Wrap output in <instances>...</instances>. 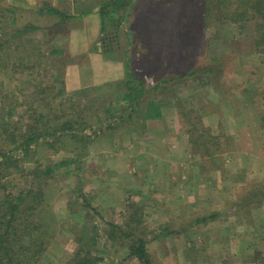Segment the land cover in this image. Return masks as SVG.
<instances>
[{
    "label": "rangeland",
    "instance_id": "obj_1",
    "mask_svg": "<svg viewBox=\"0 0 264 264\" xmlns=\"http://www.w3.org/2000/svg\"><path fill=\"white\" fill-rule=\"evenodd\" d=\"M11 1L0 0V126L17 121L23 129L39 113L51 119L56 109L50 112L49 95L37 91L53 82L66 92L84 89L79 96L88 106L89 127L80 131L87 139L40 138L19 154L17 166L0 168L2 199L25 187L33 169L53 167L36 180L42 219L52 225L38 264H65L78 248L98 256L97 264H139L112 224L140 234L152 264H264V53L254 50L255 20L221 26L209 43L202 0H164L156 7L138 0L133 27L142 38L132 43L124 24L122 30L110 24L105 59L128 57L146 89L162 77L208 65L209 57H220L222 66L220 74L206 76L210 83L175 79L131 108L119 99L127 69L119 80L115 70H66L84 58L66 38L83 23L10 12ZM151 12L168 21L161 30L163 63L161 48L147 44L161 42V32L147 31ZM108 17H101L104 26ZM58 47L65 58L53 61L48 52ZM216 63H210L214 69ZM149 102L159 116L147 113ZM10 144L0 140V148Z\"/></svg>",
    "mask_w": 264,
    "mask_h": 264
},
{
    "label": "trees",
    "instance_id": "obj_2",
    "mask_svg": "<svg viewBox=\"0 0 264 264\" xmlns=\"http://www.w3.org/2000/svg\"><path fill=\"white\" fill-rule=\"evenodd\" d=\"M116 3L117 5H113L111 8L115 13L120 8H124L123 1H117ZM202 4L201 26L208 33L207 42L210 43V40L219 38L218 34L221 26L240 28L246 22L255 20L254 50L258 53H264V0H202ZM101 8L103 10L101 16H109L107 19L111 20L112 23L116 20L114 25L115 27L118 26L119 15L117 13L110 15L108 13L110 8L104 5ZM52 12L59 14L61 19L67 17L55 9ZM53 25L55 26V24ZM31 29H35V26H32ZM48 53L53 61L57 60V56L65 58L66 55L65 50L60 47L52 48ZM208 59L210 60L208 65L189 69L185 73L171 78L162 77L147 89L141 80L135 77L130 66L127 65L128 72L123 82L125 90L121 93L119 99L132 108L138 104L139 98L146 92L158 88L163 89L169 81L175 79L191 78L192 81L198 80L202 83H210L211 80L206 76L216 74L222 65L220 57H209ZM212 62H217L216 69L210 64ZM58 71L64 74L65 68L59 67ZM220 72L221 70L218 71L219 74ZM82 91H62L57 89L54 82L48 85L47 88L37 91L40 95L41 93L49 95L50 102L46 103L47 101H45V103L48 105L50 112L56 109L55 111L59 110L60 113H51V119L47 117L49 114L39 113L31 117V123L24 125L25 128L23 129L20 128V122L17 121L16 123L10 121L7 122V125L0 126V140L12 145L7 149L0 148V168L6 169L17 166L20 159L19 154H27L32 144L37 143L40 138L45 140L49 137L69 135L70 138L76 140L87 139V135L80 132L89 127V119L83 114L88 106L79 96L80 93H83ZM63 97H66V100L61 99ZM76 97L78 100H74ZM67 104L70 108L68 111L64 109ZM147 104L149 106L147 113L152 116H159L158 108L152 103L155 109L151 108L150 102ZM152 109L153 111H151ZM104 112L109 116L108 108ZM72 113L75 117L71 115ZM95 117L100 120L96 113ZM50 120L53 122L48 124L47 121ZM52 170L53 167L51 166H46L42 171L38 168L33 169L31 171L33 176L25 187L19 189L15 194H6L0 199V264H38L48 244L46 238L52 225L42 219V213L45 212L42 206L43 191L37 181L41 174H48ZM111 226L115 227L116 232H119L124 240H127L128 256L134 257L139 264H152L145 239L140 234L134 229L125 231L115 224ZM82 251V248H78L74 256L70 257L65 264H97L100 260L98 256Z\"/></svg>",
    "mask_w": 264,
    "mask_h": 264
},
{
    "label": "crops",
    "instance_id": "obj_3",
    "mask_svg": "<svg viewBox=\"0 0 264 264\" xmlns=\"http://www.w3.org/2000/svg\"><path fill=\"white\" fill-rule=\"evenodd\" d=\"M117 1H123L124 8H120L116 13L119 15V25L115 27V22L112 23L111 20L107 19V25L104 26V22L101 19L102 14V8L101 6L109 7L112 14L115 13L114 10L111 8L113 5H117ZM161 2L164 0H145L146 6L156 7L154 3ZM166 2V1H165ZM165 2H161L165 4ZM169 3V2H168ZM142 5V3H140ZM94 6L93 10H87L88 7ZM138 6V0H12L10 2V7H8L9 11L12 12L15 8H17L18 11L28 12L34 16L42 18V20H52L55 17L60 18L59 21H64L65 19H77V21L83 23L81 28L78 29L76 32H70L66 35V38L68 40V47L75 46V50L77 49L78 54L84 55V58L82 60V63H79L77 65H69L66 67V70L70 69H80L83 68V66L87 67V69L96 71V70H104V71H116V76L113 78L114 80L121 79V73L123 70L127 68V65L129 64L127 62L128 57H126L125 60L115 61L114 63H111L108 59H105L104 56L110 52V48L108 44L111 43V35L108 33V27L110 24H113V27L118 30L123 29L124 24V31H126L124 34L128 36L134 43L135 38H142L140 34L137 33L139 30L137 27H133L134 23H136L138 20L137 18L133 16V10H135V7ZM57 10L59 13L66 15L67 17L65 19H61L60 15L52 12ZM153 9V8H152ZM160 12V11H157ZM162 12V11H161ZM115 13V14H116ZM165 16L163 14H157L154 12L149 13L148 22L149 24L146 26L147 31H159L161 30H167V26H162ZM168 18V17H167ZM169 20V19H168ZM57 21V22H59ZM159 23V24H158ZM88 24V26L85 28V25ZM128 26V27H127ZM53 25H49L48 28L51 30ZM36 28V27H35ZM100 30V32H99ZM183 30V29H182ZM54 32V31H53ZM52 32V33H53ZM118 36V35H117ZM147 36V37H146ZM163 33L161 32V35L159 36L161 38V42L156 45L155 43L147 42L148 34H144V38H146L147 44L154 46V48H161L165 45L163 42ZM76 38V40H75ZM96 38H98L96 40ZM137 39V38H136ZM106 42L107 45L106 48L102 47V43ZM132 46V44H131ZM65 49V48H64ZM69 51V48H67ZM160 50V51H161ZM66 52V50H65ZM104 54V56H103ZM87 59V60H86ZM157 60V58H156ZM161 61L163 63L167 60L164 57V51L162 50V58ZM83 64V65H82ZM86 64V65H84ZM193 68V67H192ZM189 68V69H192ZM95 73V72H94ZM124 74V72H123ZM105 75H110V73H105ZM109 80V78H108ZM111 80V79H110Z\"/></svg>",
    "mask_w": 264,
    "mask_h": 264
}]
</instances>
